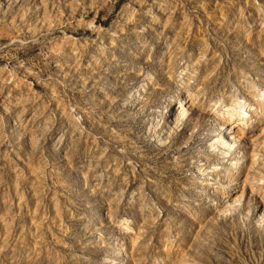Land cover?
<instances>
[{"label": "rangeland", "instance_id": "rangeland-1", "mask_svg": "<svg viewBox=\"0 0 264 264\" xmlns=\"http://www.w3.org/2000/svg\"><path fill=\"white\" fill-rule=\"evenodd\" d=\"M0 264H264V0H0Z\"/></svg>", "mask_w": 264, "mask_h": 264}, {"label": "bare ground", "instance_id": "bare-ground-1", "mask_svg": "<svg viewBox=\"0 0 264 264\" xmlns=\"http://www.w3.org/2000/svg\"><path fill=\"white\" fill-rule=\"evenodd\" d=\"M180 102L182 103V101H180ZM180 102L176 101V102H174V104L172 103L173 106H171L172 104L170 105V109L169 110H170L171 113H169V115L167 114L168 110H167V112L166 111L162 112L161 117H163V115L166 117L165 123L166 122H171V120L175 121V112H177L176 109L179 108ZM227 123H230V122H227ZM222 124L224 126L226 125L225 123H222ZM221 128L222 127H220V129ZM236 134L237 133H236V131L234 130L233 127H231V126L228 127V128L223 127L221 129V135H220L221 139L219 140V145L221 147H223V148H229L230 145H231L230 143H233V140H234Z\"/></svg>", "mask_w": 264, "mask_h": 264}, {"label": "built area", "instance_id": "built-area-1", "mask_svg": "<svg viewBox=\"0 0 264 264\" xmlns=\"http://www.w3.org/2000/svg\"><path fill=\"white\" fill-rule=\"evenodd\" d=\"M177 99H178V98H177ZM177 99H176V100H177ZM176 100H175V101H176ZM172 103H173V102H172ZM166 108H167V109H165V110H163V111H166V112H167V110H168L167 114L169 115V113H171L170 110H169V108H170V104H169V106H167ZM163 111H162V112H163Z\"/></svg>", "mask_w": 264, "mask_h": 264}]
</instances>
